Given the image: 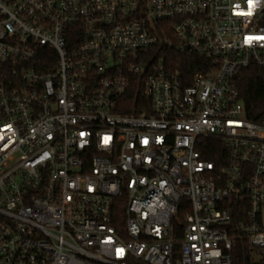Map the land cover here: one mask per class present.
<instances>
[{
    "label": "built area",
    "instance_id": "2783aa9c",
    "mask_svg": "<svg viewBox=\"0 0 264 264\" xmlns=\"http://www.w3.org/2000/svg\"><path fill=\"white\" fill-rule=\"evenodd\" d=\"M250 66L264 0H0V264H232L234 233L262 258Z\"/></svg>",
    "mask_w": 264,
    "mask_h": 264
},
{
    "label": "trees",
    "instance_id": "16d2710c",
    "mask_svg": "<svg viewBox=\"0 0 264 264\" xmlns=\"http://www.w3.org/2000/svg\"><path fill=\"white\" fill-rule=\"evenodd\" d=\"M165 56L177 60L181 58L182 65L185 69L194 71H201L205 58L193 54V53H181L179 50L168 47L164 50ZM239 97L243 102L247 116L252 119H258L264 114V69L257 66H250L248 68L240 70L235 78ZM130 99V106L127 109L121 110L125 112L138 111L142 106L141 88L138 84H134L130 92L126 96ZM147 102V101H146ZM215 142V140H214ZM216 145H212L210 148V155L208 159L216 160V156L220 150H216ZM125 208L124 195L119 197L115 202L116 214L123 219V212ZM234 217V216H233ZM235 234V241L232 249V264H264L263 257L255 261L253 258L254 249L249 246L243 239L239 238L237 233Z\"/></svg>",
    "mask_w": 264,
    "mask_h": 264
},
{
    "label": "rangeland",
    "instance_id": "374dc122",
    "mask_svg": "<svg viewBox=\"0 0 264 264\" xmlns=\"http://www.w3.org/2000/svg\"><path fill=\"white\" fill-rule=\"evenodd\" d=\"M253 258L255 259V260H260V256H259V253H258V251L257 250H254L253 251Z\"/></svg>",
    "mask_w": 264,
    "mask_h": 264
}]
</instances>
